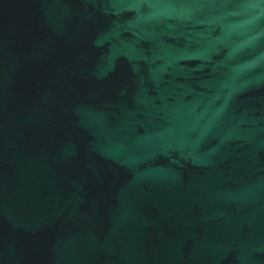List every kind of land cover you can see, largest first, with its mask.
Returning <instances> with one entry per match:
<instances>
[{
  "label": "water",
  "instance_id": "water-1",
  "mask_svg": "<svg viewBox=\"0 0 264 264\" xmlns=\"http://www.w3.org/2000/svg\"><path fill=\"white\" fill-rule=\"evenodd\" d=\"M0 264H264V0H0Z\"/></svg>",
  "mask_w": 264,
  "mask_h": 264
}]
</instances>
